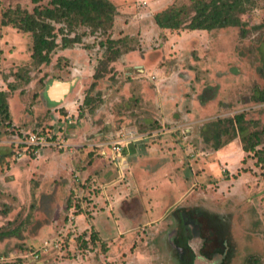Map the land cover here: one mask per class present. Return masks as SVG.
Instances as JSON below:
<instances>
[{
  "label": "rangeland",
  "instance_id": "obj_1",
  "mask_svg": "<svg viewBox=\"0 0 264 264\" xmlns=\"http://www.w3.org/2000/svg\"><path fill=\"white\" fill-rule=\"evenodd\" d=\"M111 1L117 8L111 29L91 33L79 27L76 32L84 33L82 43L66 49L59 35L51 62L37 65L31 56V33L1 21L4 11L19 6L33 12L36 5L51 6V0H0V91L7 92L10 115L6 119L0 113V264L99 262L97 246L90 242L95 232L77 234L72 241V226L34 234L50 218L64 225V214L47 213L56 196L46 193L53 189L61 193L60 184L67 178L85 193H98L102 187L88 178L100 174L102 167L109 181L137 193L146 189L141 186L146 169L164 168L170 185L175 184V174L188 185L176 191L175 195L184 196L179 204L166 205L169 198H162L167 215L161 209L150 220L164 216L160 225L153 222L123 233L118 239L120 251L116 248L113 253L115 260L105 264H180L176 246L163 237L183 229V211L190 214V225L200 228V237L192 240L195 248L204 247L199 264H252L251 257L264 264V164L258 162L256 150H243L240 135L219 149L214 136L219 119L243 113L246 132H260L262 143L256 149H264V25L257 28L264 23V0H252L240 16L246 33L240 26L208 31L162 29L156 24L155 13L172 5L184 8L189 22L197 0ZM109 39L119 40L115 49L126 50L115 61H109L113 56ZM83 67L87 80L79 87L78 68ZM98 69L103 76L92 86ZM72 80L66 97L77 90V103L64 106V100L56 104L48 100L54 81L70 84ZM62 89L56 86L54 94L60 95ZM81 107L84 115L79 117ZM224 125L220 123L221 128ZM38 131L52 133L53 152L67 150L73 165L88 169L85 174L77 176L72 164L68 168L56 164L43 174L45 160L38 159L42 152L26 151L16 158L8 141ZM132 131L137 137L129 142L127 133ZM118 139H123L120 153L113 149ZM63 140L73 145L71 152L58 147ZM135 142L128 165L122 157ZM148 153L158 158H138ZM22 158L24 166H18ZM37 160L43 161L39 168ZM159 161L162 165H157ZM170 162L172 166L165 164ZM131 205L137 208L134 199ZM14 229L15 233L4 235ZM45 240L51 242L47 250ZM214 248L225 252L204 255Z\"/></svg>",
  "mask_w": 264,
  "mask_h": 264
},
{
  "label": "trees",
  "instance_id": "obj_2",
  "mask_svg": "<svg viewBox=\"0 0 264 264\" xmlns=\"http://www.w3.org/2000/svg\"><path fill=\"white\" fill-rule=\"evenodd\" d=\"M32 1L38 3L40 0ZM251 4L252 0H197L194 3V14L190 17L189 22L185 21L187 11L175 5L155 13L154 18L156 24L162 29L176 30L187 28L210 31L216 28L240 26L243 28L242 32L246 33L244 29L245 22L242 21L240 16L248 11ZM116 14V5L111 0H51V6L39 7L36 5L33 12H29L19 6L15 9L4 11L1 23L4 26L12 24L23 32L31 33L33 37V52L31 56L35 64L41 65L51 62V55L59 46V35H61V47L63 49L71 48L83 41L84 33L79 34L76 32L79 27H87L91 33L99 30L107 31L113 27ZM57 24L61 25L58 29H56ZM263 25L264 23L257 26V28ZM108 43L110 44L108 51L113 53L109 61H115L126 51H122L119 47H116V49L113 47L119 44V40L109 39ZM102 76L103 70H96L94 74L95 82L92 86ZM261 99H264V97ZM88 103L89 99L86 97L84 104ZM0 113L6 119L10 118L6 91H0ZM83 115V108L81 107L78 116L82 117ZM244 120L243 113L234 117L219 119L218 128L214 134L216 138L215 148L223 147L240 135L243 140V150L246 152L256 150L258 162L264 164V149H256L262 143V135L257 131L247 133V128L243 125ZM221 122L226 124L222 128L220 127ZM71 203L73 202L71 201ZM68 206H70V202ZM193 230L195 231V229ZM13 233H15V229L4 232V235ZM192 234V232L187 233L182 229L179 236L174 240L177 248L185 250L179 261L180 264H194L196 253L191 243L193 240ZM205 240L206 244H208L207 238ZM213 250L212 253L205 251L204 255L210 257L213 253L220 252L222 254L225 252V250L218 248ZM254 258L251 257L249 259L250 263L256 264L258 262V259Z\"/></svg>",
  "mask_w": 264,
  "mask_h": 264
},
{
  "label": "crops",
  "instance_id": "obj_3",
  "mask_svg": "<svg viewBox=\"0 0 264 264\" xmlns=\"http://www.w3.org/2000/svg\"><path fill=\"white\" fill-rule=\"evenodd\" d=\"M78 70H81L79 71V75H78V77L80 78V83H78V86L80 87V86H84L87 80L86 79L87 68L85 67L81 69L78 68ZM72 84H74V80H72V82L69 84L68 89L62 96H60V98L55 99L52 96H48V100L51 103H55V104L60 103L62 100H64L63 102L64 106H66V104H71L75 102L77 103V101L79 100L77 98V90L74 93L72 92V94L69 93L71 95H68L66 97V94L71 90ZM155 114H157V112H155ZM68 143H70V141ZM135 145H136V142L131 143V145H129L131 147L128 149L129 152L126 153V155L124 154L123 155L124 157H122L123 161L125 159V163L128 165H129L128 158L131 157L132 155H135V151H134ZM51 150L52 152H50ZM53 151L54 150L51 148H46L39 155L41 157L38 159L45 160L43 164L45 166L43 174H46L45 173L46 169L49 170L50 168H53L54 166H56V164H58V166L64 165V167L66 168H68V166L72 164L73 168L75 169L77 168V172H76L77 176L79 173L85 174V172L88 170L86 168L79 169L80 167H78L77 165H73V160L71 159L70 154L65 153L67 150L62 154L58 153L59 155L57 154L58 151L57 152H53ZM220 152H223V151H220ZM143 157H150L153 159L158 158V157H153L152 153L143 154L142 156H138V158H143ZM23 159L24 158L18 161V166L19 164L20 166H24L20 163ZM36 162L39 163L37 167L38 168L39 166L41 167L43 161L37 160ZM165 164L167 166L173 165L172 162L165 163ZM157 165H162V161H159ZM102 168L103 170L101 171L100 174L93 173L88 178L90 179L93 185H96V186L100 185L102 187V190L98 193H94L91 195L88 192L85 193L82 188H76L72 180L69 178L63 181V184H60L59 189L61 193H57L58 192L57 189H55L56 192H54V189H53L49 193H46L48 194V196H56V199L55 201L53 200L52 205L51 206L48 205L47 208L49 209L47 210V213L51 215H52V212L64 214V218H65L64 225L62 224L58 225L57 220H54L55 218H50L49 222L47 220L42 226H40L37 229L36 233L34 234L35 236L37 235L42 236V235H46L49 233H53L55 232L56 229H61V230L63 229L65 231V228L72 226L71 228H73L74 230V233L71 236V241H72L74 237L77 236V234L87 235V234H90V232H93V233L95 232V234L91 236L90 242L92 243L93 246H97L96 249L99 252V254L97 255L100 258V261L98 262L96 259H92V260L84 259V261L77 260L79 264H105V262L109 260H115L113 253L114 251H116V248L118 249V251H120V246H119L120 241H118V239L122 236V234L125 233L127 230L136 229L140 227L141 225L147 226L148 224H151L153 222L160 225L164 221L163 217L167 215L168 213L167 212L168 208L167 209L164 208V210L162 209V206L164 204V200L162 198L163 197L169 198V201L167 202L166 205L174 206L175 204H179L180 200L184 196L175 195L177 194L176 191L180 190L181 188L185 186H188L187 184L186 185L183 184L182 179L176 174H175L174 186L170 185V182H168L166 178L167 176L165 173L166 170L164 168L159 167L158 169L153 168L152 170L146 169L143 171V175H145L143 176L144 177L143 181L146 180V182L145 184H142L141 186H143L146 189H144V191L141 193H137L136 190H133V189L128 190L127 188L121 185H117L114 181H111V180L109 181V179H107L103 173L105 167H102ZM89 170H90V167H89ZM86 174H88V172ZM171 174L173 173H169L168 175H171ZM43 179L46 181V180H49V177L46 178L43 175ZM179 183L182 184V186L179 185ZM153 187L155 188L153 189ZM165 187H168L169 189L163 194H161V192L159 191H161V189ZM73 190H75L74 193H73ZM63 193L64 195L61 198H58V195L59 194L61 195ZM71 195L73 198H70ZM87 195L88 197H86ZM84 198H88V199H84ZM137 198H139L138 201L135 200ZM132 199H134V201H136L137 203V206H136L137 208L135 210L132 208V205H131ZM72 200H73V203H71ZM69 202H70V206H68ZM80 203L81 205H79ZM86 209H88L90 212H87ZM161 209L163 210L162 213L164 216L161 219L159 218V219H154L150 221L151 219H153L152 218V216H154L153 214L159 212ZM157 226L154 225V228H156ZM193 229L195 228L192 227V230ZM173 233H171V231L167 232L166 235L164 234V237H163V238L166 237V241L170 245L174 243V241H172V235H174ZM192 233H193L192 237L194 239L195 234L194 232ZM85 238H88V237L85 236ZM44 242L45 243L43 247L47 246V244L48 246H50L51 244V242H48L47 240H45ZM192 242L193 241H191V243ZM180 250L181 249L178 248V252ZM180 255H182V253L179 252V256Z\"/></svg>",
  "mask_w": 264,
  "mask_h": 264
},
{
  "label": "built area",
  "instance_id": "obj_4",
  "mask_svg": "<svg viewBox=\"0 0 264 264\" xmlns=\"http://www.w3.org/2000/svg\"><path fill=\"white\" fill-rule=\"evenodd\" d=\"M136 132V131H135ZM135 132L127 133V140L130 142L131 140H135L137 135ZM137 133V132H136ZM54 135L49 133V131H38V132H28L25 138L16 137L13 140H9V145L12 146V150L14 152V156L16 158L22 157L28 151L32 155L40 154L44 149L56 147ZM4 141H1V143ZM123 139H118L113 144V149L116 150L114 152H119L121 147L123 146L122 143ZM8 144V143H7ZM103 145V143H100ZM63 149H70L72 148V144L66 143L64 140L60 142L59 148ZM48 246V244H47ZM47 246H45V250H47ZM38 256V254H37Z\"/></svg>",
  "mask_w": 264,
  "mask_h": 264
},
{
  "label": "water",
  "instance_id": "obj_5",
  "mask_svg": "<svg viewBox=\"0 0 264 264\" xmlns=\"http://www.w3.org/2000/svg\"><path fill=\"white\" fill-rule=\"evenodd\" d=\"M61 85H64V88H63V90H62V92H61V94H60L59 96H53V95L51 94V96L54 97L55 99L60 98V96H62V95L66 92L65 90L68 89L69 84H67V83H56V81H54V82L52 83L51 87H50V93H51V91H52L53 88H55L56 86H57V87H60ZM194 228H195V231H194L195 238L200 237V228H199V226L196 225V227H194ZM195 238H194V239H195ZM200 240H202V238H200ZM201 242H202V241H201ZM193 248H194V251H195V253H196V258H195V263H194V264H199V260H200L201 258L203 259V257L201 256V253H200V247H199V248H195V247L193 246ZM208 262H209V261H208Z\"/></svg>",
  "mask_w": 264,
  "mask_h": 264
},
{
  "label": "flooded vegetation",
  "instance_id": "obj_6",
  "mask_svg": "<svg viewBox=\"0 0 264 264\" xmlns=\"http://www.w3.org/2000/svg\"><path fill=\"white\" fill-rule=\"evenodd\" d=\"M182 216H183V218L181 220H182V225H183V229L185 230V232H187V233L194 232V230H192V226L190 225V223H191L190 222L191 219L189 218L190 217V214H188L187 212L186 213L183 212L182 213ZM179 234H180V231L178 232V234L175 233L174 235H172V237L174 236L172 238V241H174L175 238L179 236ZM177 250H178V248H177ZM180 252L183 253L182 255H180V257H182L184 255V253H185V250L184 249H181ZM217 253L218 252L213 253V254H217Z\"/></svg>",
  "mask_w": 264,
  "mask_h": 264
},
{
  "label": "bare ground",
  "instance_id": "obj_7",
  "mask_svg": "<svg viewBox=\"0 0 264 264\" xmlns=\"http://www.w3.org/2000/svg\"><path fill=\"white\" fill-rule=\"evenodd\" d=\"M61 87L64 88V85H61ZM53 90H54V88L52 89L51 94H52L53 96H59V95H55ZM62 90H63V89H62Z\"/></svg>",
  "mask_w": 264,
  "mask_h": 264
}]
</instances>
